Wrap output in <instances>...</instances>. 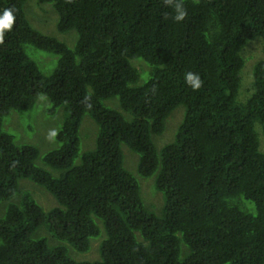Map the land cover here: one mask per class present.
Here are the masks:
<instances>
[{
    "label": "trees",
    "instance_id": "obj_1",
    "mask_svg": "<svg viewBox=\"0 0 264 264\" xmlns=\"http://www.w3.org/2000/svg\"><path fill=\"white\" fill-rule=\"evenodd\" d=\"M26 1L0 0L15 16L0 42V264H264V0H179L180 22L169 0L28 1L54 10L56 30L75 32L72 46L34 28ZM255 38L260 55L240 91L241 51ZM34 50L56 57L49 72ZM187 72L199 75L198 89ZM40 96L47 114L61 109L56 146L41 156L50 171L35 164V146L1 128ZM178 106L173 138L157 149ZM85 115L96 133L80 151ZM122 145L138 156L136 173L153 176L159 214L143 205ZM20 179L57 205L44 210ZM102 231L97 259L68 254Z\"/></svg>",
    "mask_w": 264,
    "mask_h": 264
},
{
    "label": "rangeland",
    "instance_id": "obj_2",
    "mask_svg": "<svg viewBox=\"0 0 264 264\" xmlns=\"http://www.w3.org/2000/svg\"><path fill=\"white\" fill-rule=\"evenodd\" d=\"M28 1L30 0L26 1L24 9L26 12V16L32 26L40 32L56 36L58 39L67 43V45L72 46V40L74 39L75 32L73 30H70L65 33H60L56 30L54 24L56 14L55 12H53L54 10L52 11L49 7H45V11H37L33 1H31L30 3ZM28 3L31 7L30 10H35L38 12V14H29L27 10ZM46 6L48 5L46 4ZM31 16L33 21H31L30 19ZM258 41V38L248 41L241 51V55L244 57L245 61L240 72V91L243 87V83L244 87L245 85H248L250 81L252 66L260 55V45ZM32 57L38 64L39 68L46 73L51 70L52 66L55 64L56 59V57L52 53L40 50H34V54ZM108 102L109 101L107 100L103 103L107 105ZM48 107L49 103L46 97L40 96L36 100L33 108L29 111H11L10 114L4 117V119L2 120L1 128L3 131L13 136L15 143H27L35 146L39 151V156L36 159L35 164L50 171V168L46 167L43 164L41 156L44 152L56 146V141L54 137H50L49 133L53 130L56 131L58 126L60 125L61 109H57L54 114L49 115L46 112V109ZM181 112H183V106L176 107L174 111L170 114V116L167 118L164 131L160 135L154 136L153 141L157 149H160L164 144L168 143L173 138L175 128L177 127L176 124L181 117ZM95 133V123L87 115H85L82 118L78 132L80 139V151L91 149L93 147ZM260 148L264 150V139L262 136H260ZM122 151L123 166L135 176L140 187V196L143 205L148 208V210L159 214V212L161 211L162 197L161 194L153 188V176H139L136 173V163L138 158L136 153L132 152L124 145H122ZM51 172L55 173L54 171ZM19 188L22 191L30 193L31 196L35 199V201L44 210H48L49 208L57 205L56 200L50 193H48L44 188L38 186L37 184H34L29 180L20 179ZM244 203L245 205L250 207L251 211H253L251 202L244 201ZM5 204V201H0V216L4 211ZM36 235L44 236L49 245L60 243L55 240L44 227H39L36 231ZM103 235L104 233L102 231L99 237L91 238L90 248L86 252H78L67 245L68 254L76 260L97 259L98 245Z\"/></svg>",
    "mask_w": 264,
    "mask_h": 264
},
{
    "label": "clouds",
    "instance_id": "obj_3",
    "mask_svg": "<svg viewBox=\"0 0 264 264\" xmlns=\"http://www.w3.org/2000/svg\"><path fill=\"white\" fill-rule=\"evenodd\" d=\"M171 5H174V14L172 19L176 22L182 21L187 15V11L183 4L179 3V0H169ZM15 22L14 11L11 8H4L0 10V42L3 41L4 34L6 31L12 29ZM185 83L193 89H198L201 86V80L198 74L193 72L185 73ZM56 132L53 130L49 133L50 137H54Z\"/></svg>",
    "mask_w": 264,
    "mask_h": 264
}]
</instances>
